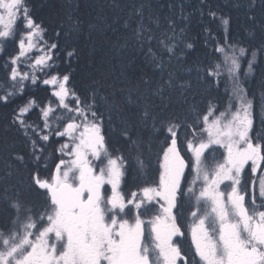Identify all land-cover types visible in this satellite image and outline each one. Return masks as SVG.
Returning a JSON list of instances; mask_svg holds the SVG:
<instances>
[{
    "label": "snow or ice",
    "instance_id": "1",
    "mask_svg": "<svg viewBox=\"0 0 264 264\" xmlns=\"http://www.w3.org/2000/svg\"><path fill=\"white\" fill-rule=\"evenodd\" d=\"M217 19L224 39L196 81L214 89L219 103L193 101L183 118H157L146 107L141 123L151 120L156 147L150 140L145 152L124 120L122 148L114 146L115 105L61 71L76 52L50 42L29 0H0V105L20 101L10 126L25 151L12 159L27 173L12 193L0 189V264H264V93L257 103L247 87L264 65V43L230 40L229 19ZM137 25L135 35L163 71L155 35H144L142 19ZM158 43L169 60L183 54L174 30ZM166 84L175 87L171 73ZM41 85L42 101L31 95ZM179 88L184 96L191 84ZM163 92L160 85L153 95Z\"/></svg>",
    "mask_w": 264,
    "mask_h": 264
},
{
    "label": "trees",
    "instance_id": "2",
    "mask_svg": "<svg viewBox=\"0 0 264 264\" xmlns=\"http://www.w3.org/2000/svg\"><path fill=\"white\" fill-rule=\"evenodd\" d=\"M63 1L65 0H29L33 15L47 29L50 42H58L62 52H76L70 69L64 63L61 71L70 70L74 83L82 91L94 89L99 96L107 97L110 105H115L113 125L116 133L112 139L114 146L118 148H122L117 142L121 120L133 123L135 135L142 138L140 135L144 124L141 123V117L146 107L158 117L162 113L160 111L164 110L161 107L158 115L155 108L169 103L178 108L177 117L183 118L186 115L192 102L185 103L177 89L167 87L166 81L169 80V73L174 71L175 79L182 80L183 84H197V70H202L213 62V46L224 39L218 17L229 19L230 40L243 46H259L264 43L262 0H256L254 6H250L251 0H74L80 8L77 15L71 13L68 14L70 16L60 14L59 8ZM210 12L216 13L217 18L212 17ZM249 16L253 19H249ZM141 19L145 26L144 35L152 33L156 37L151 41V47L157 57L163 56V71L151 60L148 44H142L134 33L137 22ZM170 23L173 25L171 28ZM173 30L178 42L177 51L182 49L183 54L179 59L169 60V54L162 50L158 40L162 34L173 35ZM57 32L60 33L58 41ZM186 43H191L193 47L188 49ZM8 51L11 52L12 49L9 48ZM4 58L6 54H0V61ZM132 77H135L137 85L130 81ZM263 78L264 65L258 67L255 75L247 81V87L257 103L264 93V83H261ZM160 85H164L163 95H153ZM140 88L144 93L139 97ZM122 92L129 96L130 101L124 99ZM35 93L40 97L48 95L43 91L42 85L40 88H33L31 95L36 97ZM196 95L199 99L195 103L201 108L206 107L209 101L219 103L214 89L208 91L204 88ZM15 103L19 104L20 101ZM10 112L12 105H0V189L8 187L9 191L16 180L18 182L21 177L27 180V173L12 159V154L23 153L25 146L22 136L18 133L19 137L10 126ZM142 140L145 152L150 140L155 150L154 139L147 137ZM8 163L15 167L9 169ZM16 167L22 170L19 174L15 171ZM9 171L16 175L13 180L7 176ZM132 179L134 176L130 178V183ZM24 195L27 197L30 194L25 191ZM30 198L35 200V194H31ZM187 247L186 243L185 248Z\"/></svg>",
    "mask_w": 264,
    "mask_h": 264
},
{
    "label": "bare ground",
    "instance_id": "3",
    "mask_svg": "<svg viewBox=\"0 0 264 264\" xmlns=\"http://www.w3.org/2000/svg\"><path fill=\"white\" fill-rule=\"evenodd\" d=\"M80 8V5L79 4H77L76 5V2L73 0H65V1H63V3H61V7L59 8V10L61 11V15H64V16H70V15H68V14H71V13H74L75 15H77L78 14V9ZM171 76H173V79H172V82L174 81V85H175V90L177 89V91L180 93V88H179V85H181V84H183L182 83V80H179V79H175V76H176V73L174 72V71H172V73H171ZM130 81L132 82V83H134V84H138L137 82H136V80H135V77H132V78H130ZM261 83H264V78H263V80H262V82ZM185 84H191V88L190 89H188L186 92H185V94H184V96H182V98L183 99H185V97L187 98V101H189V102H195V101H198V99L199 98H197V95H196V93L197 92H199V91H203L204 90V87H202V86H199V85H197V84H195V83H185ZM263 88H264V86H263ZM80 90H82V88H79ZM123 93V92H122ZM144 93V90L142 89V88H140L139 89V91H138V96L140 97L142 94ZM123 95H124V99L125 100H128V101H130V99H129V96L128 95H126L125 93H123ZM181 95V94H180ZM35 96H36V98L39 100V98L41 99V101L42 100H44V96L43 95H41V97H40V95H37V93H35ZM159 99V98H158ZM17 106V104L16 103H13L12 104V110L15 108ZM161 107H162V109L164 110V111H160V112H162V113H160V115H159V110L161 109ZM177 107L176 106H173V105H171V104H169V103H167V104H164L163 106H162V104L161 105H158V107L157 108H155V112H157L158 113V117L157 118H161V117H163V118H176L177 117V115H178V112H177ZM12 114V112H10V115ZM133 124V123H132ZM143 124V123H142ZM135 126V125H134ZM143 126V128H141V137H142V139H147V137H149V138H151V139H154V133L151 131V120H149L148 121V123H147V125H142ZM12 128V130L18 135V132H17V130L14 128V127H11ZM19 136V135H18ZM19 137H21V136H19ZM22 138V137H21ZM160 139H163V137H160ZM126 154H127V152H125ZM20 166V165H19ZM21 167V169L23 170V168H22V166H20ZM21 170V171H22ZM15 174H13L12 176H11V179L13 180L14 178H15ZM17 183V184H16ZM15 186H19V184H18V182H17V180H16V182H15V184H14ZM10 193H12V188L10 189Z\"/></svg>",
    "mask_w": 264,
    "mask_h": 264
}]
</instances>
